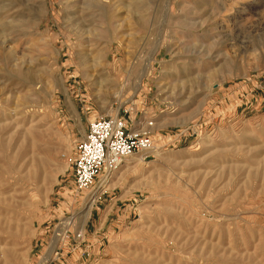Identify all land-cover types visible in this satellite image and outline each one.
Instances as JSON below:
<instances>
[{"label":"rangeland","instance_id":"374dc122","mask_svg":"<svg viewBox=\"0 0 264 264\" xmlns=\"http://www.w3.org/2000/svg\"><path fill=\"white\" fill-rule=\"evenodd\" d=\"M99 116L155 148L79 193ZM0 264H264V0H0Z\"/></svg>","mask_w":264,"mask_h":264},{"label":"built area","instance_id":"2783aa9c","mask_svg":"<svg viewBox=\"0 0 264 264\" xmlns=\"http://www.w3.org/2000/svg\"><path fill=\"white\" fill-rule=\"evenodd\" d=\"M154 148L150 136L136 131L127 118L96 117L89 121L87 132L75 150L74 186L79 193L101 187L127 159L147 154Z\"/></svg>","mask_w":264,"mask_h":264},{"label":"bare ground","instance_id":"6f19581e","mask_svg":"<svg viewBox=\"0 0 264 264\" xmlns=\"http://www.w3.org/2000/svg\"><path fill=\"white\" fill-rule=\"evenodd\" d=\"M142 86V85H141ZM140 87V86H139ZM95 119V118H94ZM93 119V120H94ZM92 121V120H91ZM149 125H154V124H149ZM130 159V158H129ZM129 159H127L126 161H128ZM140 160H142V158H139L137 161H140ZM126 161H125V163H126ZM130 160H129V162H128V164L126 165V166H130ZM124 163V164H125ZM124 164H123V166H124ZM126 166H124V167H126ZM117 172V171H116ZM115 172V173H116ZM113 175H114V173H113ZM120 176V175H119ZM113 177V176H112ZM120 179V178H119ZM109 182V180H105L104 182H103V185L105 184V183H108ZM103 185L101 186V187H103ZM90 210H91V207H89V210L86 212V214L83 216V218H84V223L86 222V220L90 217ZM83 229V228H82Z\"/></svg>","mask_w":264,"mask_h":264},{"label":"crops","instance_id":"0c3cea01","mask_svg":"<svg viewBox=\"0 0 264 264\" xmlns=\"http://www.w3.org/2000/svg\"><path fill=\"white\" fill-rule=\"evenodd\" d=\"M112 178H113V177H112ZM112 178H111V179H112ZM111 179H110V180H111Z\"/></svg>","mask_w":264,"mask_h":264}]
</instances>
